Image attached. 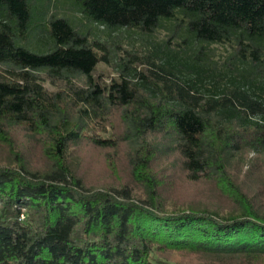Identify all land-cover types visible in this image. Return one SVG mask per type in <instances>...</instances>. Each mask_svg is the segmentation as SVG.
I'll list each match as a JSON object with an SVG mask.
<instances>
[{"label":"trees","instance_id":"1","mask_svg":"<svg viewBox=\"0 0 264 264\" xmlns=\"http://www.w3.org/2000/svg\"><path fill=\"white\" fill-rule=\"evenodd\" d=\"M98 31L153 49L118 52ZM16 128L45 141L49 166L13 149L0 165V264L264 262V188L256 201L237 182L264 159V0H0V142ZM84 141L124 146L142 194L86 187ZM169 155L231 210L166 206L151 166Z\"/></svg>","mask_w":264,"mask_h":264},{"label":"rangeland","instance_id":"2","mask_svg":"<svg viewBox=\"0 0 264 264\" xmlns=\"http://www.w3.org/2000/svg\"><path fill=\"white\" fill-rule=\"evenodd\" d=\"M79 18V16H77ZM98 31L96 36L100 40H107L108 45L113 48H118L116 51L127 50L137 52L140 50L153 49L154 40L142 37L135 33L117 32L110 37H106ZM169 36L166 30L159 31L155 38L156 44L165 41ZM217 56L225 54V49L217 48ZM142 54V53H141ZM105 74H111V71L106 66H101ZM52 90V88L50 89ZM107 125V124H106ZM111 131L108 128V133H121L119 120L117 117H112L108 122ZM11 146L9 148L3 142H0V165H5L12 161L11 149L18 153V158H22L24 164L29 168L46 170L49 166L48 160L44 154L45 146L42 138L34 139L25 131L16 128L10 133ZM102 136H105L102 135ZM41 140V141H40ZM168 157V158H167ZM247 160L253 159L254 155L250 153ZM73 167L77 175L82 179L86 187L97 190L110 188H121L128 186L133 190L135 197H139L143 190L139 187V182L134 180L131 167L126 159L124 146H119L117 150H106L92 148L85 141L80 144L73 152ZM246 162V161H245ZM264 163V159H262ZM152 169L157 176L156 186L161 192L164 204L169 207H190V208H220L223 210H231V200L222 193L219 186L209 181H190L186 175L182 173L178 159L174 155L158 157L152 162ZM258 163L253 171V174L246 175L245 170L249 169L246 165L242 169V177L237 182L242 186L243 190L258 201V197L263 194L264 188V164ZM260 166V168L258 167ZM239 170V167L236 169ZM262 203L260 200L259 203ZM264 207V204L262 205ZM174 261L189 262L200 264H264V262H244L240 261H209L205 259H195L187 255H173Z\"/></svg>","mask_w":264,"mask_h":264}]
</instances>
